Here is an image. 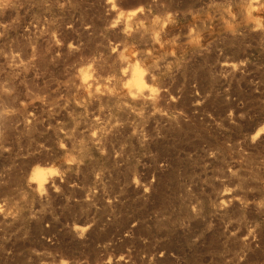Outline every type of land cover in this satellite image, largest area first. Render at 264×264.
<instances>
[{
  "label": "rangeland",
  "instance_id": "obj_1",
  "mask_svg": "<svg viewBox=\"0 0 264 264\" xmlns=\"http://www.w3.org/2000/svg\"><path fill=\"white\" fill-rule=\"evenodd\" d=\"M0 264H264V0H0Z\"/></svg>",
  "mask_w": 264,
  "mask_h": 264
},
{
  "label": "bare ground",
  "instance_id": "obj_2",
  "mask_svg": "<svg viewBox=\"0 0 264 264\" xmlns=\"http://www.w3.org/2000/svg\"><path fill=\"white\" fill-rule=\"evenodd\" d=\"M134 82H136L137 84H140L141 82H142V78H143V76L140 74V72L139 71H137V70H135L134 72ZM142 76V77H141ZM87 81V80H86ZM133 84V83H132ZM136 86V85H135ZM141 87V86H140ZM139 87V88H140ZM137 88V87H136ZM41 171H43V169H40ZM36 171V176L39 178V180H41L40 179V177L42 178L43 177V175H44V173H43V175H42V172L41 171ZM35 175V174H34ZM36 176H35V178H36ZM39 184H40V182H39Z\"/></svg>",
  "mask_w": 264,
  "mask_h": 264
}]
</instances>
